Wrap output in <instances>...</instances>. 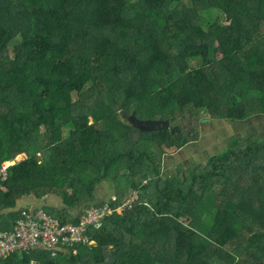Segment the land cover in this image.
Segmentation results:
<instances>
[{
	"label": "trees",
	"instance_id": "1",
	"mask_svg": "<svg viewBox=\"0 0 264 264\" xmlns=\"http://www.w3.org/2000/svg\"><path fill=\"white\" fill-rule=\"evenodd\" d=\"M186 113L264 116V0H0V164L26 154L0 190V222L30 195H58L55 216L73 223L105 182L140 196L90 230L94 245L0 264H264V139L232 136L170 176L168 151L199 138Z\"/></svg>",
	"mask_w": 264,
	"mask_h": 264
},
{
	"label": "built area",
	"instance_id": "2",
	"mask_svg": "<svg viewBox=\"0 0 264 264\" xmlns=\"http://www.w3.org/2000/svg\"><path fill=\"white\" fill-rule=\"evenodd\" d=\"M25 159L26 154H20L13 160L0 164V190H5L3 183L8 180L9 169ZM139 199L138 192L123 200L114 195L107 202L86 208L78 223L63 222L42 208L21 209L12 227L9 230H0V263L4 258L17 253L42 249L57 257L59 253L80 245H94L90 230L102 228L107 218L116 212L132 209ZM74 253H77L76 249Z\"/></svg>",
	"mask_w": 264,
	"mask_h": 264
},
{
	"label": "rangeland",
	"instance_id": "3",
	"mask_svg": "<svg viewBox=\"0 0 264 264\" xmlns=\"http://www.w3.org/2000/svg\"><path fill=\"white\" fill-rule=\"evenodd\" d=\"M208 30L211 35L214 36H217L220 32V28L217 24L211 26ZM21 43L22 39L17 38L11 43L12 49ZM226 47L227 46L222 44L218 39L216 48L219 57L226 53ZM189 63L192 67H197L201 64V61L193 59L190 60ZM209 119L186 113L178 120L186 131L189 133H198L199 138L197 141L191 142L179 150L168 151V155L164 157L163 163V170L166 174L173 176L177 174L179 170H186L190 167H201L207 164L211 156L225 149L226 143L232 136H241L243 138L260 136L264 139V116L252 117L249 120L236 123L219 121L210 117ZM43 210L57 215L58 209L45 207Z\"/></svg>",
	"mask_w": 264,
	"mask_h": 264
},
{
	"label": "crops",
	"instance_id": "4",
	"mask_svg": "<svg viewBox=\"0 0 264 264\" xmlns=\"http://www.w3.org/2000/svg\"><path fill=\"white\" fill-rule=\"evenodd\" d=\"M114 195H116L115 190L113 189L112 185L107 182L104 185H102L98 191V198L97 203H104L109 201ZM45 207H51L55 209H63L65 208V203L63 202L62 198L58 195H50L42 198H37L36 195H30L28 197H24L21 200L17 202L16 210L19 212L21 209L25 208H42L45 209ZM83 209L82 211H84ZM9 212V211H8ZM5 212V213H8ZM18 217V216H17ZM17 219V218H16ZM16 219L10 218L6 220V218H3L4 222H0V229L2 230H9ZM6 220V221H5Z\"/></svg>",
	"mask_w": 264,
	"mask_h": 264
},
{
	"label": "water",
	"instance_id": "5",
	"mask_svg": "<svg viewBox=\"0 0 264 264\" xmlns=\"http://www.w3.org/2000/svg\"><path fill=\"white\" fill-rule=\"evenodd\" d=\"M139 125L142 129H145L148 131L156 130V129H160V130L168 129L170 127V124L168 121H143Z\"/></svg>",
	"mask_w": 264,
	"mask_h": 264
},
{
	"label": "flooded vegetation",
	"instance_id": "6",
	"mask_svg": "<svg viewBox=\"0 0 264 264\" xmlns=\"http://www.w3.org/2000/svg\"><path fill=\"white\" fill-rule=\"evenodd\" d=\"M203 120V119H202Z\"/></svg>",
	"mask_w": 264,
	"mask_h": 264
}]
</instances>
